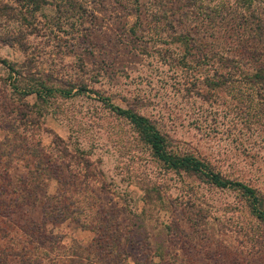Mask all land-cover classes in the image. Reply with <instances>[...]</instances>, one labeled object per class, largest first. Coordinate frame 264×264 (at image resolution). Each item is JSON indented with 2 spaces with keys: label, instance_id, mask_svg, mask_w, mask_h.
Instances as JSON below:
<instances>
[{
  "label": "rangeland",
  "instance_id": "obj_1",
  "mask_svg": "<svg viewBox=\"0 0 264 264\" xmlns=\"http://www.w3.org/2000/svg\"><path fill=\"white\" fill-rule=\"evenodd\" d=\"M76 1L86 7L81 18L69 10L63 20L61 4L29 25L0 20V32L21 30L26 43H0V105L13 107L9 115L0 107V159L12 157L17 175L29 171L13 157L60 176L47 186L63 195L51 201L62 211L46 226L57 239L46 253L68 264V246L94 237L83 226L105 224L119 208L123 264H264V219L247 196L165 167L116 108L150 119L174 154L254 188L264 209V86L255 76L264 71V0ZM9 66L75 94H17L11 83L27 81ZM70 157H87L95 176Z\"/></svg>",
  "mask_w": 264,
  "mask_h": 264
},
{
  "label": "trees",
  "instance_id": "obj_2",
  "mask_svg": "<svg viewBox=\"0 0 264 264\" xmlns=\"http://www.w3.org/2000/svg\"><path fill=\"white\" fill-rule=\"evenodd\" d=\"M61 4L67 5L61 11L63 20L70 18V15L67 16V11L69 10L76 15L79 14V18L86 12L85 5L78 3L76 0H13V3L0 0V20L7 21L12 19L29 25L31 24L30 19L34 17V13L47 6H53L58 11L61 9ZM61 22L58 21L55 26L60 27ZM29 32L32 33V31ZM23 37L24 34L21 30L3 31L0 32V43L10 46L17 45L26 50V43L22 41ZM0 61L6 63L5 59H0ZM9 67L12 74L18 76L21 81L26 80L22 71L12 69L11 66ZM37 74L39 75L38 72ZM255 76L263 82L264 86V71L258 69L255 72ZM26 81V85L23 83L24 85L16 86L14 83H11L14 92L22 95L35 94L37 98L43 101L48 95L56 94L66 98L75 94L72 93L73 90L70 91L69 89L47 85L46 81L40 78V76L31 77ZM81 91H86L85 87H78L74 92ZM0 107L5 109L8 115L13 113V107L10 109L6 105V102L1 103ZM25 107L28 110L29 104L25 103ZM116 108L119 113L129 120L139 138L149 146L153 156L162 162L165 167L174 170H190L198 178L220 188L240 189L247 196L252 212L264 219V209L261 206L263 196L256 192L254 188L239 181L224 178L220 173L215 172L209 167L208 163L196 156H179L174 154L172 148L169 147V141L166 136L156 128L150 119L126 109ZM25 114L20 110L17 113L20 120ZM53 137V142L56 143L59 137L55 134ZM18 154V156H21V153ZM7 158L0 159V164H2L0 170V264L10 263L13 261L12 259L16 258H19L24 264H57L55 262L56 258L45 251L46 243H49V245L53 244L57 239L47 236L45 231L47 224H53L54 222L53 212L56 210L58 214H61L62 211L51 203V201L58 202L62 199L61 185L59 187L57 185L55 192L52 194L47 191L49 181L51 179L58 181L60 176L56 171L48 169L47 165L39 160L35 161L34 159L31 162L30 157H13L24 160L25 167L29 171V176L25 174L17 175L15 172L17 165L11 166L12 157L10 159L9 157ZM70 158H74L73 160L76 164H82L87 169L88 176H95L93 171H89L92 162L87 157ZM83 177L87 176L84 175ZM143 200L145 203L154 201H148L146 193ZM25 206L27 208L21 212V216H18L19 209L21 210ZM28 210H36L38 213L36 218L29 216ZM109 213L110 221L107 223L101 225L87 224L83 226L94 231V237L89 245L81 246L76 241H73L68 246L70 251V257L68 256L67 258L68 264H123L126 258L130 256L121 252L120 250L122 249L116 248L120 240L118 235L122 234L119 233V230L123 227L119 219L120 209H111ZM33 257L35 259H32Z\"/></svg>",
  "mask_w": 264,
  "mask_h": 264
}]
</instances>
